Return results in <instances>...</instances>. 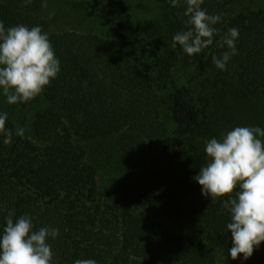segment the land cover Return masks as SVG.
I'll use <instances>...</instances> for the list:
<instances>
[{"label": "trees", "instance_id": "obj_1", "mask_svg": "<svg viewBox=\"0 0 264 264\" xmlns=\"http://www.w3.org/2000/svg\"><path fill=\"white\" fill-rule=\"evenodd\" d=\"M156 1L163 12L148 22L126 0L75 4L94 9L106 37L56 31L51 0H0L5 27H41L60 61L28 103L10 105L0 90L13 131L10 145L0 137V235L14 210V220L31 215L33 230H59L48 240L53 264H264V242L247 260L231 258L226 197L205 198L193 179L209 159L206 141L238 126L264 129V0H204L222 20L193 56L172 47L189 27L183 0ZM233 27L237 54L220 70L212 57L228 51L218 42Z\"/></svg>", "mask_w": 264, "mask_h": 264}, {"label": "clouds", "instance_id": "obj_2", "mask_svg": "<svg viewBox=\"0 0 264 264\" xmlns=\"http://www.w3.org/2000/svg\"><path fill=\"white\" fill-rule=\"evenodd\" d=\"M181 0H171L178 7ZM187 17V30L172 37V47L177 44L188 56L201 53L214 42L218 29L214 27L222 20V14L211 15L202 8L204 0H183ZM25 5L32 0H24ZM47 7L46 3L42 4ZM238 28H229L221 37L219 46L227 45L221 57L213 56L212 62L220 70H227L231 56L237 54ZM60 72V61L56 58L48 33L41 27L29 28L20 24L5 27L0 21V90L7 103H28L40 96L46 86ZM7 113H0V137L3 143H12L13 131L6 127ZM24 128L15 134L23 136ZM264 129L259 126H238L228 131L221 139L205 142L209 158L193 178L200 186L205 198L214 202L224 198L223 207L230 213L227 224L233 246L228 253L233 260L240 254L249 259L254 249L264 242ZM238 189V190H237ZM15 211L6 217V226L0 235V264H53L55 253L48 243L56 239L59 230L41 227L33 230L31 215H21L15 220ZM74 264H96L95 260L77 259Z\"/></svg>", "mask_w": 264, "mask_h": 264}, {"label": "rangeland", "instance_id": "obj_3", "mask_svg": "<svg viewBox=\"0 0 264 264\" xmlns=\"http://www.w3.org/2000/svg\"><path fill=\"white\" fill-rule=\"evenodd\" d=\"M94 5L97 4L98 0H91ZM102 0H99L101 2ZM132 14L134 15L135 20L140 22H148L152 20H157L162 12V6L156 0H126ZM263 4V0H259ZM82 3L83 0H51L52 7L48 10V15L51 17L54 15L56 19L55 30L60 31H78V32H87L88 30H93L96 34L100 36L110 35V29L106 23L99 21V18L94 9H89L85 11L87 13L88 19L84 13L77 8H74L75 4ZM83 8V7H82ZM86 10L85 8H83ZM84 16L83 18H81ZM86 20V21H85ZM184 74V73H182ZM196 89L199 92L203 83L201 81H196ZM112 168V165H110ZM108 170L110 168L108 167ZM105 182L111 177V173L107 176V170H103L101 174Z\"/></svg>", "mask_w": 264, "mask_h": 264}]
</instances>
